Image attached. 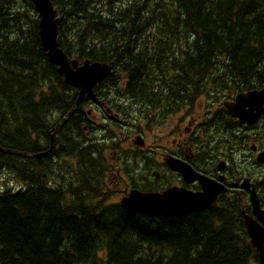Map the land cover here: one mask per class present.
Returning a JSON list of instances; mask_svg holds the SVG:
<instances>
[{
  "label": "trees",
  "instance_id": "1",
  "mask_svg": "<svg viewBox=\"0 0 264 264\" xmlns=\"http://www.w3.org/2000/svg\"><path fill=\"white\" fill-rule=\"evenodd\" d=\"M52 3L62 20L60 48L80 63L112 65L110 86H125L126 97L138 93L156 102L168 85L182 96L203 92L206 82L228 86L231 79L239 88L246 79V91L264 85V0ZM76 95L42 49L32 3L0 0V144L45 151L49 132L72 110ZM54 112L60 116L52 121ZM84 116L79 106L54 145L70 124L74 131L83 129ZM36 132L42 133V146ZM84 143L68 150L78 162L69 184L50 172L55 151L35 162L15 155L19 165L13 172L21 186L0 192V264H259L237 205L177 218L110 206L98 188L104 162H93ZM98 145L104 143L92 144Z\"/></svg>",
  "mask_w": 264,
  "mask_h": 264
},
{
  "label": "flooded vegetation",
  "instance_id": "2",
  "mask_svg": "<svg viewBox=\"0 0 264 264\" xmlns=\"http://www.w3.org/2000/svg\"><path fill=\"white\" fill-rule=\"evenodd\" d=\"M177 80L179 77L172 78V82ZM110 81L111 79H106L94 88L96 100H85L80 105L85 114V123L82 125L85 134L84 149L87 151V156L94 159L93 162L103 161L102 151L118 153L121 148L120 141L127 138L123 137L122 131L117 135V130L130 128L134 133L132 139L136 146H144V133L153 132L155 126L159 125L167 134L169 125L176 124L171 129L173 139L169 141L168 146H161L163 151L161 160L156 161L145 173L148 175L144 178L145 183L141 186H133L129 191L125 190L119 201L133 190L160 194L178 191L191 195L204 193L205 189H210L218 191V194L215 202L205 209L237 205L238 212L243 216L244 228V216L263 226L254 212L250 197L253 193L257 195L260 211L264 213V113L255 123H246V93L261 90L264 85L246 91V79L243 88H239L232 79L228 86L222 87L211 81L206 82V85L202 84L205 86L203 92L197 93L195 89L182 96L173 94L168 85L154 102L148 99L147 95L138 93L129 97L123 94L114 97L112 94L114 88L110 86ZM41 88L42 86H39L38 90ZM240 94L245 95V121L233 117L226 106L229 104L238 108L239 105L236 103ZM127 101L130 103L125 107ZM97 108L104 110L111 117L100 122L97 119ZM120 113L124 122L122 127L115 129L119 123ZM63 119L57 121L58 123L56 122L49 132L50 143L45 150V152L49 151L48 156L55 153L57 146L54 145V139L58 136L57 131L63 125H68L69 118L65 121ZM73 129L70 124L64 132L66 135L63 136L64 144H72V148L77 144L74 140L76 131ZM34 137L42 146V133L36 132ZM99 142L104 145L92 146L93 143ZM15 155L6 153L3 156L4 162L9 159L17 160ZM138 157L134 155L136 160ZM22 158L31 161L35 159L31 156ZM140 158L150 161L149 156L145 154ZM128 160V157L120 159L122 163ZM112 192L115 195L119 194L117 190ZM247 236L250 240L248 232Z\"/></svg>",
  "mask_w": 264,
  "mask_h": 264
},
{
  "label": "water",
  "instance_id": "3",
  "mask_svg": "<svg viewBox=\"0 0 264 264\" xmlns=\"http://www.w3.org/2000/svg\"><path fill=\"white\" fill-rule=\"evenodd\" d=\"M30 1L34 4L40 16L39 36L42 49L47 53L50 62L58 67V72L65 78V83L79 90L75 107L69 113L71 115L76 107L85 100H96L94 86L110 76L113 68L106 63L100 62L91 63L86 61L82 65H78L77 61L70 62L69 57L60 48L58 42L59 27L62 20L58 18V12L54 9L52 1ZM236 104L239 105L238 108L229 104H226V106L233 117L245 121V95H238ZM262 113H264V88L246 93V123H255ZM13 152L0 146V155ZM48 153L49 151L33 156L41 158L47 156ZM20 155L28 156L29 154L21 153ZM217 194L218 191H211L210 189H205L204 193L191 195H185L178 191L160 194L142 193L133 190L121 200V207L126 211L141 215L177 218L191 212H200L211 206L215 202ZM250 201L255 214L259 217L263 226H259L258 223L248 217L245 218V224L251 245L258 251L259 263L264 264V213L260 211L259 200L255 193L251 194Z\"/></svg>",
  "mask_w": 264,
  "mask_h": 264
},
{
  "label": "rangeland",
  "instance_id": "4",
  "mask_svg": "<svg viewBox=\"0 0 264 264\" xmlns=\"http://www.w3.org/2000/svg\"><path fill=\"white\" fill-rule=\"evenodd\" d=\"M178 47H173L174 51L180 50L182 48L180 45L176 44ZM170 58V56H168ZM219 69L217 68L214 73L218 72ZM223 71V70H222ZM231 79V78H229ZM120 84V83H119ZM117 89H114L112 94L114 97L116 95L125 93V86H122L118 89L119 85L116 86ZM222 87V86H218ZM125 103V102H122ZM130 101H127L125 104L127 107ZM96 113L98 114L97 119L101 122L105 118L108 119L109 116L104 110L97 108ZM114 113H116L114 111ZM119 123L115 127H122V122H124L122 113H120ZM60 113L54 112L52 115L51 120L55 121L59 119ZM175 123L169 125L166 133L164 132V128L156 125L153 132L144 133V146H136L134 140L132 139L134 133L131 131L130 128H123L117 130L116 134L119 135V132L122 131L123 137H126V140H121L120 145L121 148L118 150V153H113L112 151L101 152V156L105 165V169L107 170L105 176L102 179V183L98 186L99 190L102 192L104 198L110 199V206L114 203H118L119 199L122 197L125 190L131 189L133 186H141L145 183L144 178L148 175L145 174L147 170L153 167L156 161L161 160L162 158V149L161 146L164 147L168 146V143L171 139V129L175 126ZM82 128V127H81ZM114 129V130H115ZM20 135H16L15 139L18 140ZM64 137L59 136V143L54 150L56 152L53 162L55 165L50 166V161L48 165L50 166V172H54L55 174H60L65 177L69 182L72 180L71 172L76 168H78V162H74L71 157L69 156L68 150H70L73 145L72 144H64ZM74 140L78 143V141H85V134L83 129L79 132L76 131L74 133ZM65 148L66 151L64 152L62 148ZM142 154L148 155L150 161H144L140 158ZM134 155L139 156L137 160L134 158ZM128 157L129 160L126 163H122L120 161L121 158ZM34 161V160H33ZM35 162V161H34ZM19 165V161L16 159H9L5 161L0 166V191L5 189L15 190L19 189L21 186L20 180L16 178L12 168ZM246 167L248 168V164L246 162ZM52 183L55 184V180L51 179ZM113 190L119 191V194L112 192ZM122 192V194H121ZM101 196L100 200L103 199Z\"/></svg>",
  "mask_w": 264,
  "mask_h": 264
},
{
  "label": "bare ground",
  "instance_id": "5",
  "mask_svg": "<svg viewBox=\"0 0 264 264\" xmlns=\"http://www.w3.org/2000/svg\"><path fill=\"white\" fill-rule=\"evenodd\" d=\"M164 66V65H163ZM142 69V68H141ZM150 71V70H149ZM148 72V71H147ZM216 78H217V75L215 76ZM220 81V80H219ZM28 86V85H27ZM33 87V86H32ZM32 91V90H31ZM32 94V93H31ZM33 95H35V94H33ZM176 162V161H175Z\"/></svg>",
  "mask_w": 264,
  "mask_h": 264
}]
</instances>
